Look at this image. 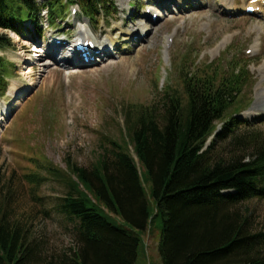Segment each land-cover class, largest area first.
<instances>
[{"label":"trees","instance_id":"1","mask_svg":"<svg viewBox=\"0 0 264 264\" xmlns=\"http://www.w3.org/2000/svg\"><path fill=\"white\" fill-rule=\"evenodd\" d=\"M113 1L0 0V28L20 33L25 20L36 26L43 9L54 27L68 2L94 20L108 16ZM12 48L7 34H0V97L16 71L1 53ZM218 69L181 71V87L164 85L158 101L125 106L124 134L110 139L111 158L100 155L91 170L70 157L64 159L66 171L43 156L37 159V172L25 176L28 182L37 185L48 177L68 186L54 206L73 223L68 249L48 251L29 224L12 215L11 193L3 184L0 264H136L141 235L156 219L162 223L157 241L162 264H264V232H253L249 216L237 209L247 200L264 199V143L257 135L234 137L237 129L251 126L234 118L245 106L239 97L243 73L223 75ZM230 136L235 146L228 158L213 156L215 143ZM101 209L116 214L127 228L110 222Z\"/></svg>","mask_w":264,"mask_h":264},{"label":"rangeland","instance_id":"2","mask_svg":"<svg viewBox=\"0 0 264 264\" xmlns=\"http://www.w3.org/2000/svg\"><path fill=\"white\" fill-rule=\"evenodd\" d=\"M43 1L36 0L38 5ZM151 1L163 13L166 9L157 24H152L150 14L145 12L146 0H114V6L107 4L109 17L105 19L98 15L89 21L74 6L79 9L78 16L69 12L54 28L47 24L45 10L39 13L35 27L21 25L20 33L0 28V34H7L14 44V49L3 55L16 65L15 74L8 81L15 92L0 97L3 110L9 109L0 126V192L5 184L4 191L7 188L11 193L12 215L26 221L48 251L61 252L72 244L73 223L54 208L68 186L48 177L34 185L25 176L37 172L42 156L64 171L67 157L88 170L100 155L110 159V139H120L124 134L125 106L158 101L164 85L181 87V71L190 74L205 66H218L223 75L243 73L239 97L245 106L234 118L251 126L237 129L234 137L252 134L264 143V28L260 29L264 23L255 17H235L234 9L221 0H182L181 4L174 0ZM222 2L227 13L234 14L227 15ZM245 2L233 0L232 5L238 10ZM129 3L136 7L130 8ZM138 25L152 29L147 38L135 43L125 40L123 36ZM86 30L98 40L114 39L112 57L78 66L65 64L62 59L53 62L46 52L26 63L27 69L19 67L26 58L23 46H29L36 34L40 38H74ZM138 32L135 37L139 38ZM169 39L172 41L167 45ZM221 130L219 125L216 133ZM231 139L232 136L218 140L213 156L228 158L235 146ZM150 185L146 180L144 188L153 216ZM237 209L249 216L253 232H264V199L247 200ZM100 212L115 225L127 228L116 214L105 209ZM161 229L162 223L156 219L151 231L141 235L136 264H162L157 252Z\"/></svg>","mask_w":264,"mask_h":264},{"label":"bare ground","instance_id":"3","mask_svg":"<svg viewBox=\"0 0 264 264\" xmlns=\"http://www.w3.org/2000/svg\"><path fill=\"white\" fill-rule=\"evenodd\" d=\"M165 1H168V0H165ZM175 2H176V4H181V2H182V0H174ZM221 1H224L225 3H226V6L227 7H229V9H234V10H232V11H235L236 13L238 12L239 13V11H237L236 10V8L232 5V1L231 0H221ZM234 3V2H233ZM222 5L224 6L225 4H223V2H222ZM225 7V6H224ZM227 7H225V9H226V14H234V13H227ZM232 7H234V8H232ZM245 7V6H244ZM245 8H243V10H244ZM155 12V11H154ZM162 16V15H161ZM163 17V16H162ZM157 23H159L158 21H157ZM156 23V24H157ZM145 25V24H144ZM137 26L136 28H132L131 30H129V32H127V35H125V39H128V37L127 36H134L135 35V31L137 30V28H139V29H141L140 30V33H142V32H146V38H147V36L151 33V31H150V33H149V31L147 30V26L145 27V26ZM258 28V27H257ZM256 28V29H257ZM264 27H260V29H263ZM114 30V29H113ZM112 30V31H113ZM148 33V34H147ZM52 38H50L49 40H51ZM78 39V38H77ZM77 39L75 40V42L73 43V47H75V45H76V42H77ZM47 42H49V41H47ZM110 43L109 44H111L112 46H113V42H114V40H110L109 41ZM56 43V42H55ZM62 43L63 44H67L65 41L63 42L62 41ZM133 43V42H132ZM135 43V42H134ZM63 44H60L59 43V45H56V44H46V45H44V47H41V46H35V49L33 50L34 51V53H35V55H34V58L36 59V58H41L42 56H43V54L44 53H49V59L50 60H52L53 62H56V59L58 58V55H59V52H58V49L60 48V50H62V54L59 56V57H62V58H64V57H67V56H65V54H67L66 52H65V50L67 51V49L69 48V45H71V44H67V45H63ZM102 45L101 44H99V46L98 47H101ZM51 47H55L57 50H53V51H51V52H49L48 51V49H51ZM73 49V48H72ZM32 51V52H33ZM100 52H104V53H101V55L100 56H102V58H105V57H107V56H110L109 55V52L108 51H106L105 50V48H102V50L100 51ZM56 54V55H55ZM67 55H69V54H67ZM99 55L97 56V57H100ZM29 58L30 57H26V58H24L23 60L26 62L27 60H29ZM59 59V58H58ZM65 59V58H64ZM100 61H102V60H100ZM77 63L78 64H80V65H82L83 64V62L81 61V60H77ZM66 64H68V65H73L74 64V62H69V61H67L66 60ZM91 64V63H90ZM58 66H59V64H57ZM26 64H24V63H22V64H20L19 65V67L21 68V69H27L28 67L26 66ZM263 74H264V71H263ZM13 92H15V88L13 87V86H9V88H8V91H7V94H9L10 95V93H13ZM259 100V99H258ZM258 103V102H257ZM17 104H19L18 102H16V105ZM259 104V103H258ZM257 105V104H256ZM2 109V110H1ZM8 109V108H7ZM5 113H6V115L7 116H5ZM8 114H9V109L8 110H3V107H2V104L0 103V126L6 121V118L8 117ZM254 115H256V114H254ZM4 116H5V119H4Z\"/></svg>","mask_w":264,"mask_h":264}]
</instances>
